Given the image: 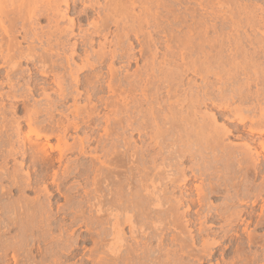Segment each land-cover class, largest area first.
I'll use <instances>...</instances> for the list:
<instances>
[{
  "label": "bare ground",
  "instance_id": "1",
  "mask_svg": "<svg viewBox=\"0 0 264 264\" xmlns=\"http://www.w3.org/2000/svg\"><path fill=\"white\" fill-rule=\"evenodd\" d=\"M77 1H81V3H82L83 0H77ZM135 1L134 0H106L107 3L104 5L106 6L105 7L106 10H108V12H107L108 14L107 13H106L107 15L104 14V16L106 15L105 17H103L104 19L101 22H98V21L97 22L94 21L92 23L89 22L88 24H89L90 28H89V30L87 29V32H85V31L83 32V29H80V30H82L81 33L75 35V27L77 24H76V21L74 19L70 18L69 21L63 26H62V23H65L64 21L68 20L67 18H68L69 13H71V11L76 10V5H77L76 3H78V2H76V0H72L71 1L72 3L70 2V0H0V77L2 78V75L4 76V79L2 78L4 81L0 82V158L3 160V165L0 167V210L3 211V216L0 218V251L2 253L3 252L5 253L6 251L8 252V250H11V249L14 250V256H13L14 259L17 256L16 253H18L23 247H20L19 244H21V243H15L12 241L9 242L10 236L8 235V237H6V235L8 234L7 231L9 233H11L10 232L11 227H13L14 225L17 226L19 224L21 218L23 219L25 217V216L24 217L21 216V218H19L20 215L29 214V212L31 210L27 209L29 207V205L27 207L26 205L24 206V205L20 204L21 202L18 199H17L18 202H16L14 200L15 202L13 201L12 203H9V200H7V201H5L6 203L8 202L6 204L5 202H3L4 197L8 196L9 192L10 193L12 192L11 190L8 192L10 187H16L18 189L17 191H19L18 194L20 195V192H22V190H24L26 188L33 187L34 185L38 184L39 182L41 183L42 181H45V180L47 181V176H49V173H48L49 170H54V171H51V177H49V178H51L50 180H52V182H50L49 184L56 185L57 192H59V194H61V195L63 194L65 196V198L63 197V199L66 200L65 203L71 204V202L74 203V200H75L73 198L74 194L72 196H69L66 192H63V189L66 188V187H64L65 183H67L70 179H72L74 177L76 178V177H80L82 175L83 176L85 175V177L87 178V183L89 186H91V188L88 189L86 186L83 194L86 197L88 196L87 197V200H88L87 203L89 202L90 205H88L89 203L87 205L91 207L92 211H94L95 217H92V218H90L91 216L90 217L87 216L88 218L85 217L89 212H87V210H86L87 214L85 215L84 214L85 212L83 210H85L86 207L84 209H80L81 204H77V205L71 204L70 205L71 208L69 207V205L66 204L67 205L66 207H68V210L70 209L74 213L75 218H78L79 220L84 222L85 228H87V230H89L90 232L92 230L94 232L95 238H93L92 241L94 240L93 243L95 245L94 246L95 249H93V251L97 252V253L94 252V254L95 253L97 254V257H96L97 260L100 259V261L98 260L99 262H97V261H96L97 263L95 262L96 264H182L183 262H181V261H182V259H183L182 257L184 255H187L189 257L191 256V257H193L192 259H194V258L197 259L198 264H204L206 262V260H207V262L208 261L210 262L214 259L215 255L217 254L218 249L223 248V251L225 253L228 251V249L231 247V243L233 241V238L239 237L240 232H239V230H237L238 226L244 227V228H242V230L247 234V243H253V241L255 240V238L252 235V232H250V230H249L250 227L254 224L256 227L264 226V184H262V187H260L259 189H254L257 193L255 194L254 199L251 201V205H254V206L262 201L259 216L255 218L254 215L252 214V212L249 210L248 205H246L248 203L247 197H249V193L252 190V185H251V183L253 181L252 178L255 179L259 175L264 173V168H263L264 164L262 165L263 162L261 163V160L259 158V156L261 154H259L257 150H256L257 152H255L256 155L253 154V152L255 150L253 151V149L250 147V145L246 144V143L242 144V145H244L243 147L238 146L240 148L233 147V146L231 147L233 149L237 148L239 150V152H238L235 149L233 150L231 148H228L226 146L228 144H224L225 145L224 146L223 143H225V141L222 142L224 139L223 138L224 136L225 137L228 135L239 136L238 134L242 132L241 126H245V128H246L247 122H250V124H248L250 132L260 133V134L264 133V113L263 114L260 113L261 115L259 117L260 119L258 118L259 119L258 122L254 121V119H256V118H254L252 115H250V116H252V118H250V116L247 117L248 116L247 114L252 113V109L251 108L249 109V100L252 99L250 96V95H252V93H250L248 91L250 93V95H249L247 91H246V93L244 91L242 92L243 86H241V85H239L241 87L232 90V93L229 96L226 94L227 92H224L223 90H221L220 87L218 88L219 89L218 93L215 92L216 94H214L213 90H215V89L212 90V88H214V87H211V86L210 87L205 86L207 88L202 89L201 92L200 91H197V92L195 91L194 93L190 92L192 94H190L191 96L189 98H186V97H188L187 94H186L187 96L185 94H183V95L181 94L182 97L177 95V96H179L180 99L183 98L180 100L177 97L180 101L183 100L182 102L179 101L180 103H182V106L184 105L185 102L187 104V106H186L187 110H186V107L184 108L186 111V116L183 117L182 119H181V117L179 118V114H180V116H183L181 113H179L180 110H182V113H185V111L183 112V108L182 109H176L177 107L175 108V104L173 106L175 108V110L173 107H170V109H169V106L167 107V110L169 109L168 112L171 113V115H168V117H166L167 115L165 116L166 118L169 119V120L165 119V121H169L168 123L171 124V127H173L175 124L177 127L179 125L178 123H180V126H182L181 122L185 121L186 123H189L188 125H192L191 128L192 127L199 128L197 133H198V135L200 134L202 138L199 137L200 135L199 136L197 135V138H199V139L198 140L196 139V141H198V143L200 141L205 142L206 139L204 140V137L206 138L207 134L211 133L212 138H210L211 140L209 139L210 143H208L211 145L208 146V145H206L207 143L205 145H206V147H210V146L212 147L209 149H211V153L214 156L215 161H217L219 159V158L218 159L215 158V156H216L215 153L218 151L224 152L223 154H220V156L222 155L223 157L221 156V158L219 159V161L222 162V163L220 162L221 165H223V163H225L223 165L222 170L219 169L220 173L222 175L221 177H223V178L220 177L219 172H218L219 175L216 174V172L219 170H215L216 167H214V165H213V164H215V162H213V161L211 162V164L213 163L211 166H213L215 168V169H213V167H212V169L215 172V173L212 172V173H214V175L213 174L211 175L210 172L208 171V170L211 171V169H209L210 166L208 167V169H205L203 164H200L201 166H199L200 162L197 164V167H198L197 170H196V165H194V167L189 168V170L190 169L192 170L191 171L192 175L189 176L186 174V172H187L186 168L185 167L183 168V166H181L182 164H181L180 160L187 158L186 154H188V153L190 154V156L195 157V158L197 155H198V157L202 156L201 155L202 152L200 151L201 144L199 145L200 147L198 146L199 149L196 150L197 153L195 152V154L192 153V151L195 150L194 145L191 148H190V146L189 147L185 146V148L183 147L184 149L183 148L181 149V147L177 148L178 144L176 143L175 140H173V142L175 141V143L177 145H175L174 143L170 144V140L173 138V137L172 138H170V137L174 134V133H172V135L170 134L171 132H174V130L170 131V129H173L175 126L173 128H171V127H165V125H164V127L167 130V131L165 130L164 132L165 133L168 132V135L170 134V136H168V135L165 136L166 134L163 132V130H162V133L164 134V136L162 135L161 132H158L159 130H157L158 126L155 124L156 119L154 118L155 117L154 114L157 115L159 112H161V110H160V108H156V106H158L157 103H155V106H153V107L156 109H159V111L158 110L153 111V107L151 110H150V108H148V110H150V111H148V116L145 118L146 120L143 119L144 121H146L145 122L146 126L150 127L151 130H153V135L150 132V134L152 136L151 138L153 139V144L149 145V144H151V143H149L148 146H145V148L140 147V148H143L140 151L139 150L137 151L136 149H138L139 147H136V149H133L132 152H130L131 154L127 155L126 158L128 161H126L124 154H126V152H127V154L129 153L128 150H130V149H127L126 147H130L131 143H130V145L126 144V147L124 146V150L123 149L120 150V148H122V146L121 147L119 146V148H118V146H115V145H116V143L117 144L123 143L121 145H124L123 141L125 139L122 136H124L123 134H125L127 130L122 132L123 134L121 133L122 134L121 137L123 138L122 139L123 141L121 143L119 142L118 139H117L118 140L117 142L115 141L117 135H115V131H114L113 134L116 136L114 138L115 139L114 142H116V143L113 142V144L111 145V148L112 149L114 148L115 151L116 150L117 151L115 152L114 150H112L113 151L112 152L110 149V152H112V154L115 155L114 157L111 156L112 155L111 153H109L110 147H106V145H108L106 143H108L109 142L108 140H111V139L112 140L110 141V143L113 141V138L111 137L113 134L111 135L110 131L111 130L113 131L115 129L118 130L122 127L124 129H126L128 126H132V127L135 126L134 129L138 130V132L141 131L140 133H142L144 131V129H146V128H142L143 127L142 124L144 122L142 123V122H139V120H138L139 123H137L136 119H134V118L138 117L140 115V112H142L143 114L141 113L142 115H140V119L142 120V118L145 117L143 115L144 114L146 115L147 112L145 113V111L143 112L140 109L141 111L140 112L138 111L139 112L138 115L133 118L134 115L131 114V112H132L131 109L133 107L129 106L130 110L126 109V107L129 105V102L131 103V101H129L127 99L128 98L127 96L123 97V94L121 97V93H124L125 91L126 92L129 91L130 93H133V89H134L132 87L133 83H130L131 84L130 85L128 83L129 82L128 81L127 83L129 84V86H127V88L130 86L132 88L130 87V90L129 89L128 90L127 89L122 90L124 92H120L118 95V97L120 96V98L117 97V98L113 99L114 97H112L115 94V92L119 91V90L117 91V89L115 91L113 90L112 93L114 92V94L111 93L112 95L108 96V97L106 94H105L106 96H104V93L102 92V95L105 98H103V96L98 93L99 96H102V98H99L100 103L102 104V106L104 105L105 108L109 110L106 113H103L101 111L103 113V114H101V112H99L97 110L98 109V107L96 106L97 104H95V102L92 104L93 101L91 102V99L93 98L92 97V95L94 94L93 91L97 90L98 88H102V87H100V85H99V87H97V85H96L97 89L95 88V90H92V88L90 86L92 84L94 85L95 83L99 82L100 80H102L101 82L105 81V83H106V81L109 80V78H111V81L113 82L115 79L113 78L114 79L113 80L112 76L113 75H119V74H117V71H115V69H114V66H113L114 61L113 62L111 61V63H109V65L107 64L108 61L110 60L109 58H111L112 60L113 59L115 60V58L116 59L117 58H122V59L125 58L126 61L128 62L127 67H129V65H131V63L133 62L132 59L135 57L133 54H131L132 51H131L130 47L132 46V44L131 45L128 44V45H130V46H128L126 43H122V41L124 39L126 40V38H129L128 35L131 32H134V34L136 32V35H137V32H139L135 29L136 27L135 28L133 27L134 26L133 24H136V23L139 24L140 21L142 22V20H140L141 18L137 17L138 15H136V17L134 16L135 13H133V11L136 8L135 3H138V4L143 3L144 5H147V8H149V10L152 8H154L156 10V12L154 11L155 14H153L154 13L153 10H150L151 12H153V13L150 12L153 15L148 13V14H150L149 16L156 15V16H154L155 18L151 17V19L154 20V24H156L155 22L158 21L156 19V17H159V15L157 16V14H156L157 10L160 11V9H161V11H164L163 9H165L166 6L169 7V5H166V4L170 3V2L168 3L167 0H142V2L140 1L141 3L139 1L138 2L137 1L135 2ZM171 2H172V0H171ZM200 2H201V0H200ZM172 3H174V1ZM63 5L66 8L65 10H63L64 7L62 8ZM170 5H172L174 7L173 4H170ZM132 6H134L135 8L133 9ZM254 7H257V5ZM169 8L171 9V6ZM132 9H133V11H132ZM253 10H252V12L254 13L256 11V9L253 8ZM257 10H258V8H257ZM262 10L263 9H261V11ZM146 11H148V10L146 9ZM175 12L174 11L172 12L174 16H176L174 14ZM218 12H220V11L218 10ZM83 13H84V11H83ZM130 13H131V15H133V14L134 15L131 16ZM159 13H161V12H159ZM168 13L170 14L171 12H168ZM250 13H251V11H250ZM88 14H89V12L85 11V15H82L81 18H84V19L86 18V20L89 21L90 19L88 18L89 17ZM127 14L129 15V17L127 16L128 18H131V17L134 18L135 17L137 19V21H135L136 23L132 22L133 23L132 24L130 21L135 20V18L132 20L130 19V21H128L131 23L130 27H128L129 24L126 22V25L127 24L128 25L127 26L124 25L125 28H123V29L121 28L119 31L122 30V32H123V30H125V29H126L125 31H127V30H129V28L131 31V29H132L131 27H133L135 29V31H133V29H132V31L130 33H129V31H127L126 33H124L125 32L124 31L123 32L124 34L120 33L121 36L123 35L122 36L123 38L126 37L124 39H122L120 34L117 33L120 36V37L117 36V38H116V43L118 45L116 43H115L116 45H113L114 44L113 42H111L112 45H110L112 47L116 46V48H117V46L118 47L120 46L119 47V49H120L121 44H123V47H122V49H123L124 44H125V47H127L126 50L123 51V53H122V49H120V51L118 52V50H119L118 48H117V50H115V47H113V48L111 47L112 49L110 51H106L105 48L107 47L106 45H108V44L103 45V43H102L101 44L102 46L100 45L101 49H99V51H97V52H93L92 54H88L90 51H88V48H86L88 52L87 51L84 52V57H82V59H80L82 61V63L80 65H79V63H77L78 64L77 65L75 62V55H79L77 53H78V50H80L79 48H81L80 47L81 45L77 44V43H73V44L70 43L71 38L79 36V38L81 39L80 43L83 45L82 47L84 50V47L92 46V43L94 41L93 40L94 36H97L98 34L103 35V33L106 32L105 29H106V27H109L108 25L110 24L111 20H113V23H115V24L117 23V26H119L118 23H121L122 22L121 20H123V19H121L122 15H127ZM162 15H163V12H162ZM201 16H202V14H201ZM207 16H203V17H207ZM213 16H214V12H213L212 16H210V18L212 19ZM41 17L47 18L48 24L50 25V26H48L49 28H47L48 31H45V30H44L45 32L41 31V30L38 31L39 27L38 28L33 27V25H35V22L38 19H41ZM161 17L164 18V16H161ZM161 17H159L158 19L161 20L160 19ZM167 17H168V15H167ZM191 17H190V19H193L194 16L192 18ZM214 17H213V19H214ZM227 17L225 16V18H227ZM165 18H166V16H165ZM177 18L179 19V17H177ZM177 18H175V20ZM184 18H185V16H184ZM168 19H169V17L167 18V22H168ZM262 19H264V18H260L258 21H252L250 19L249 20H250V22L252 21L251 24L253 26H256V25L260 26L262 24ZM155 20H157V21H155ZM183 20H181V21H183ZM253 20H255L254 16H253ZM178 21H180V19ZM208 21H209V19H208ZM215 21H216V19H215ZM123 22H125V21H123ZM159 22L161 24L162 21H159ZM173 22H175V21H173ZM204 22L199 21L197 23V21H196L195 28L192 29V27L189 26L190 30H188V32H187V33L190 32L191 34H192V32L198 33V35L195 34L198 37H200L198 39L200 41V44L198 46H197L198 43L195 42L194 45L196 47H194V45H193L194 42H191L192 41L191 37L193 35H190V36L188 35V37L185 38L186 40L183 41L187 47H188L189 43H192V50L194 48L195 49L194 53L195 54L197 53L198 55L200 54V56H201V54L203 55L205 53V51L208 52V50H204L205 44L206 43L211 44L212 42H214V39L210 40V39L205 38L206 34L208 33V29L213 28L214 32L223 33L222 28H218L217 27L218 25L216 26V24H218L217 21H216V24L213 22V23H210V25L208 24L207 21H206L207 23L206 22L204 23ZM162 25H163V23H162ZM162 25H160V26H162ZM164 25H166V24H164ZM186 25H187V21H186ZM186 25H184V26H186ZM117 26H116V28H118ZM155 26L158 28V25H155ZM160 26H159V28H160ZM162 27L165 28V26H162ZM171 28H172V26H170V29ZM175 28H177V27L175 26ZM145 29H147V28H145ZM90 30H92L91 34L88 33ZM172 30L174 31V29H172ZM172 30H170V31H172ZM168 31H169V28H168ZM180 32H181V30H180ZM209 32H210V30H209ZM163 33L164 32H162V34ZM19 34L21 36V39L24 42L28 43V44H26L27 45L26 47H23L21 42L18 40L19 37L17 35H19ZM94 34H96V35H94ZM173 34H174V32H173ZM92 35H94V36L92 37ZM106 35H107V33L105 34V36ZM114 36L116 37V33ZM147 37H148V35H147ZM175 37H176V35H175ZM198 37H196V38H198ZM118 38L122 39V41L120 40L121 42L119 41L121 44L119 42H117ZM177 38L178 37L173 38L176 43L180 39L179 38L177 40ZM235 38H236V36H235ZM237 38H238V36H237ZM103 39H105V37ZM181 40H183V38ZM181 40H179V41H181ZM193 40L195 41L194 38H193ZM198 40H197V42H199ZM218 40L221 41L220 39H218ZM252 40H254V39H252ZM223 41L221 42V44L224 43ZM241 41H240V43L242 45ZM175 42L173 43V45L176 44ZM183 42H181V43H183ZM261 42L259 41V44ZM104 44H105V42H104ZM185 45L181 44V46H185ZM212 45H213V43L211 44V46ZM260 45H262V44H260ZM232 46L230 45V47H232ZM172 47H174V46H172ZM187 47H185V48H187ZM209 47H210V45H209ZM179 48H175V49L178 50ZM189 48H191L190 45L187 49L189 50ZM213 48H214V46H213ZM221 48L222 47H220V50L216 51L217 52L216 55L214 54L215 58H216V60L215 59L214 60L216 61L217 64H219V62H222V60H221V56H222ZM223 48H228V47L225 46ZM232 48L234 50V47H232ZM107 49H109V48L107 47ZM133 49L134 48L132 47V50ZM217 49H219V48H217ZM242 49H241V51H242ZM214 50H215V48H214ZM233 50L230 52L231 53L234 52ZM129 51H130V53H129ZM180 51H181V48H180ZM210 51H213V50H210ZM243 51H245V50H243ZM234 53H236V52H234ZM146 54H148V53H146ZM243 54H244V52H243ZM132 55H133V58H132ZM173 55H174V53L172 52L171 56H173ZM209 55L211 56V54L209 53L206 55V57ZM236 55H237V53H236ZM143 56H145L144 53H143V55H141V57H143ZM200 56H198V59ZM203 56H205V55H203ZM213 56H211L212 58L207 57V59L211 58L213 60V58H214ZM228 56H229V53H228ZM233 56H232V58H233ZM244 56H246V55H244ZM125 59H124V61H125ZM150 59H152V58H150ZM223 59H224V56H223ZM134 60H136V62H137V58H135ZM146 60H147V57H146ZM199 60H201V58ZM24 61L33 64L34 68L31 67V69H26V68L24 69L23 68L24 67V64H23ZM206 61L211 62V60H206ZM229 61H231V59ZM229 61H228V63H229ZM204 62H205V60H204ZM210 62H208L209 64L207 63L208 64L207 69H206V67L202 68L203 70L206 69L204 71H209L210 69L215 67L214 64H211ZM196 64H198L197 60H196ZM221 64L222 63H220V65ZM224 64H227V63H224ZM97 65H98V68L96 67ZM105 65H108L107 73L109 72L108 75H111V77L104 80L105 76L101 75L103 71L101 72V74H99L101 71V70L99 71V67H103ZM228 65L229 64H227L226 66H228ZM231 65H230V67H232ZM204 66H202V67H204ZM237 66L234 65L235 68ZM194 67H195V65H194ZM194 67L192 69H194ZM198 68H199L198 70H200L199 72L202 73L203 70L200 69L201 66ZM218 68H219V65H218ZM95 69L96 70L98 69L99 72L98 71L94 72ZM223 69H222V71H223ZM83 71L90 72V75H92V77L95 76V80H97V81L94 82L95 80L94 81H93V79L91 80L92 77L89 75L88 76L91 78L84 79V78L88 77V76H86L82 79L80 77V75H82L81 73H83ZM224 71H225V69H224ZM128 72L129 71L127 70V73ZM87 74H89V73H87ZM135 74L137 75V73H134L132 75H135ZM25 75L26 76L27 75H41V76L43 75L46 77L52 76V80H53L52 83L54 84L53 86H55L54 92L56 93V96H57L56 97L54 95L56 97V99L53 98V96H51L52 93L49 92L51 87L49 88L48 92H47V88H45L46 86L47 87L49 86L48 85L49 83L45 86H41L42 87L41 89L38 88L41 84L38 86L37 82L40 79H38L37 77H36V79H34L33 77L29 76L31 79L29 78V80H28V76H27L26 80H28V81H26L25 83H24V81H22L24 84L21 85L20 80ZM108 75H107V77H108ZM128 75H129V73H128ZM216 75L218 78L221 77V73H216ZM101 76L104 78L100 79L99 77H101ZM126 77H128V76H126ZM1 78H0V80H1ZM136 78H138V77L136 76ZM47 79L48 78H46V80ZM98 79H100V80H98ZM206 79L207 78H205V80ZM234 79L235 78H233V80ZM24 80H25V78H24ZM127 80H125V82ZM227 80L230 81V80H232V78H227ZM261 80H262V78H261ZM115 81L113 82V84L110 81L107 83L109 86L108 88L106 87L107 92H108V90L110 92L109 88H111V87H112V89H114L113 85H114ZM139 81L141 82V80H139ZM40 82L42 83L41 80H40ZM43 82H44V80H43ZM243 82L245 83L244 80H243ZM150 83H151V81H150ZM155 83L157 84L156 81H155ZM97 84H99V83H97ZM176 84H177V82H176ZM4 85L6 87H8V89H7L8 91H6V90L3 91ZM42 85H44V84H42ZM139 85H141V83ZM94 86H93V89H94ZM115 86H118L117 83ZM119 86L117 88L121 89L122 85L120 88H119ZM172 86H171V88H172ZM134 87H135V85H134ZM173 87H174L173 88V90H174L175 86H173ZM222 87H223V85H222ZM81 88L84 89L86 94L83 93V90ZM176 88H177V86H176ZM149 89H150V87H149ZM136 90L138 91V89H134V91H136ZM152 90L154 91V89H151V91ZM40 91H41V94H39ZM97 91L99 92V90H97ZM102 91H104V90H102ZM37 92L39 94L38 96L42 97L43 103L41 102V104L38 103V102H40L39 100L36 103L34 102V100L36 98V96L34 98V95H36ZM173 92H175V90ZM100 93H101V91H100ZM147 93H149V92H147ZM150 93L152 94V92H150ZM155 93L152 95L150 94L151 97L154 95L158 96L157 92H155ZM145 94H142V95H145ZM84 95H86L85 100L83 98V101H85V102H83L82 100L81 101L83 103H86V105L84 104L85 106L82 105V107H81V106H79L78 103L80 102V99ZM95 95H97V94H95ZM95 95H93V96L96 97ZM134 95H136V94H134ZM147 95H149V94H147ZM256 95H257V93H256ZM128 96H130V95H128ZM258 96L260 97L261 94H259ZM258 96L255 98H259ZM109 97H111L112 99ZM142 97H144V96H142ZM154 97H156V96H154ZM154 97H152V98H154ZM262 97H263L262 99H264V93L262 94ZM32 98L34 99L33 103H35V104H31V106H30L27 103L29 101H31ZM131 98H135V97H131ZM52 99H55V100H52ZM78 99H79V102H78ZM135 99H138V98H135ZM135 99H134V103L137 101V100L135 101ZM235 99H237L239 101V103H237V101H236L238 106L235 105L233 107L234 103L228 104V101L232 102ZM96 100H94V101H96ZM67 101H68V103H69V101H72V102H70L71 104L68 107L67 106L65 107V104ZM127 101H129V102L127 103ZM148 101L150 102V100L147 98V102ZM151 101H152V99H151ZM153 101L151 102L152 105L154 104ZM218 101H221L220 104L218 103ZM261 101H263V100H261ZM209 102L213 103V106H216L218 108L219 112H217V115H215L216 112L214 113L212 111L214 113L213 114L212 112L207 111L208 113H206V112H204V113L208 114V115L202 116V119H204L203 121H200L201 118L195 119L197 117L196 114H199L197 112V108L200 105H204V104L207 105V103H209ZM247 102H248V104H247L248 106L247 107L244 106L246 108L245 109L242 106ZM252 102H253V100H252ZM258 102L260 103L259 99H258ZM101 104L99 106H101ZM136 104H138V103L136 102ZM130 105H133V104H130ZM167 105H169V104H167ZM255 105L258 106V104H255ZM139 106H141V105H139ZM254 106H252V107H254ZM136 107L137 106L135 105V109H136ZM161 107H163L162 104H161ZM216 107H214V108H216ZM163 108H161V109H163ZM165 109H163V110L165 111ZM138 110H139V108H138ZM263 111H264V109L261 112H263ZM126 113H129L128 115L131 114L130 116H132V118L135 120L136 125L134 123L133 124L131 123L134 120L131 121V118L128 119V117H130V116H127ZM124 114L127 116L126 118L128 120L123 116ZM209 114H211V116H209ZM177 116H178V118H176ZM169 117H172L173 120H170ZM199 117H201V116L199 115ZM224 117H227V120L230 119L231 121L237 120L241 126L233 124L234 126H232V129H229V127L228 128L225 127V125L219 126L217 124L219 122L218 121L219 118H224ZM156 118H159V117H156ZM22 122L26 123V124L24 123L25 124L24 126L26 128L23 126ZM171 122L173 123V125ZM183 122H182V124H183ZM102 123H104V125ZM165 123H167V122H165ZM145 124H143V125H145ZM222 124H224V122ZM159 125H160V123H159ZM188 125H186V126H188ZM100 126L102 127L103 132L100 131L98 133H103V135L98 134V135H100L99 137H96V136L91 135V134L88 135L87 132H84V134L79 135V134H81V132H80L81 130L84 131V129H82V127L85 128V131L87 128H89V130L94 132L93 130L95 128H97V129L100 128ZM112 126H115V129L112 128ZM180 126H178L177 129H179ZM184 126H185V124L183 125V128L180 127V130H181V128L183 130H184V128L187 129V127L186 126L184 127ZM257 126L260 127V129H258ZM176 127L174 128L175 130H177ZM123 128H122V130H123ZM165 128H163V129H165ZM128 129H130V127H128ZM189 129H187V130H189ZM156 130H157V133H159L161 135H158L156 133ZM187 130H185V131H187ZM199 131H200V133H199ZM129 132H127V133H129ZM95 133L97 134V132H95ZM154 133H155V135H154ZM73 135H75V136H73ZM140 135H142V134H140ZM188 135L189 134H187V136H185V138H187ZM191 135H189V136L191 137ZM118 136L119 137H117V138H120V135H118ZM143 136H145V135H143ZM181 136H182V134H181ZM70 137L73 139V142H71V143L69 141ZM125 137H126V135H125ZM104 138H105V140H104ZM191 138H194V137H191ZM53 139L56 142H54ZM126 139H128V138H126ZM201 139H203V140H201ZM181 140H183V139H181ZM190 140H192V139H190ZM209 141L207 139L206 142H209ZM168 142H169V145L167 144ZM190 142L188 140V143H190ZM93 144H95V146H92ZM184 144H186V143L184 142ZM259 145H261L260 146L261 151L264 152V142L260 143ZM155 146H159L160 151L158 150V152H154ZM230 146H231V144H230ZM203 147H204V145H202V148ZM205 148H203V150L208 149V148H206V149ZM260 148H258V149H260ZM178 149H180V150H178ZM255 149H257V148H255ZM119 150L122 153H120ZM122 150L125 153H123ZM162 151H166L167 156L165 154H163ZM234 151H236L237 154ZM55 152L57 153V156H54L56 154ZM73 152H75V153L77 152L76 157H78V158L79 157H84V158L89 157L91 159L90 165L87 166V164H82L84 161L81 163L78 160H74V161L69 160L70 159L69 154H71ZM161 154L166 156V158L163 159L164 163L162 162L161 164H157V161L159 160V157ZM173 155H174V157H173ZM175 155H176V157H175ZM102 157L106 158L105 161L102 160ZM217 157H219V156H217ZM67 158H68V160H67ZM162 158H164V157H162ZM18 159H20V160H18ZM74 159H76V158H74ZM197 159H199V158H197ZM12 160H14L16 162L13 166V170L10 171V167L8 165H9L10 161H12ZM200 160H203V159H200ZM200 160H198V161H200ZM223 160H225V161L223 162ZM86 161H88V160H86ZM124 161H126V162H124ZM228 161H229V163H230V161L235 163L237 169L241 171V172L238 171V173L235 174L234 176L232 175V177L234 179L239 178V180H241L240 178L242 177V182H238L237 185H234V182L236 179L234 180V182H233V180L232 181L229 180L230 174H229V172L227 173V171H230L231 169H233V167H230V165L232 163H230V165H229V163L226 164V162H228ZM28 163L30 164L31 167H33L31 169L35 168L34 170H36V168H38V169L44 170V174H42V175L39 174L37 176H33L32 173L29 174L27 172V170H26L27 173H25V171H23L24 168L30 167V166H28L29 165ZM25 165H27V166L24 167ZM22 167H24L23 170H22ZM217 167H218V165H217ZM219 167L221 168L222 166L219 165ZM161 169H162V171H164L163 173L160 172ZM155 171H156V173H155ZM231 171L233 172V171H235V169L231 170ZM157 172H160V173H157ZM207 172L209 175L207 174ZM204 173L207 174V176H211V177L215 176V177H214V179L213 178L211 179V177H206V178H210L209 183H207L206 186H204L205 183L202 185L200 184V186H199V184H197V185L195 184L194 190L196 193L194 191L193 192L196 194V196L193 197L194 193L190 192L191 189L188 187L190 189V190H188L187 186L192 179H194L198 176L202 177V174H203V176L205 175ZM224 174H228V177H227V175H224ZM136 175H139V178H138V176L135 177ZM224 176H226V178H224ZM235 176H237V177H235ZM134 177L136 179L138 178V181L136 179H135L136 180L135 181ZM86 178L83 179L81 177V180L82 179L86 180ZM263 179H264V176H263ZM77 180H78V178H77ZM77 180L75 179V181H77ZM79 180H80V178H79ZM79 180L77 181V183H79ZM81 180H80L79 185H77V183L75 182L78 187L82 185L81 182H84ZM228 180L230 182H232L233 184L232 183L230 184L228 182ZM5 181H8L10 184V187L8 189L6 188V186H4ZM237 181L238 180H236V182ZM204 182H206V181L204 180ZM43 183L44 182H42V184ZM87 183H85V184H87ZM43 185H45L44 190H46V191L43 190V192H41V193L45 194V192H47L49 189L46 187V184H43ZM72 185H70L68 183L67 186H71L70 188L72 190V187L75 186V185L74 186H72ZM70 188L68 187V189H70ZM81 188H82V186H81ZM171 188H172V190H171ZM36 189H37V187H36ZM79 189H80V187H79ZM79 189H78V191H79ZM38 190H37V192H39ZM40 190H42V189H40ZM73 190H74V188H73ZM176 190L180 191V193L178 195H175L174 191H176ZM23 192H25V190ZM23 192H22V196L24 194ZM37 192H36V194H37ZM188 192L192 193L193 195L188 194ZM48 193H50L49 196H51V198H52V195H51L52 192L48 191ZM48 193H46V195ZM74 193H75V191H74ZM214 193H223V195H224V197L222 198L223 202L221 204L219 203L220 204V205L218 204L219 206L216 205V207L213 206L212 203L208 202V201H210V199H208V198L210 196H212ZM83 194L81 195L83 198L80 197V199H85L84 198L85 196ZM75 195L77 196L78 192ZM22 196H20V197H22ZM37 196H38V194H37ZM45 196H44V199H45ZM40 197H39V199H38V197H36L33 199L34 201L33 200H31V201L34 202V205H35V199L41 200V202L36 203L35 206L37 208V205L39 204L38 205L39 209L42 211V212L40 211L39 213L45 214V216H46V214H48V209L50 210L52 208L51 206H50L51 208L48 207L50 202H51L50 201L51 198L46 196V198H49L50 200L46 199L44 201L45 202L50 201V202L48 203V205H45L44 201L42 204L43 199H40ZM78 197H79V195H78ZM72 198L74 200H72ZM80 199H78V201ZM23 200H21V201H23ZM26 201L27 200H25V202ZM28 201L30 202V199H28ZM80 201H82V200H80ZM83 201L80 203H84L86 200L84 202ZM29 202H28V204H30ZM76 203H77V201H76ZM30 205H33V204L31 203ZM243 205H245V208L242 207ZM35 206H33V207L35 208ZM52 206H54V205H52ZM72 206H74V207H72ZM33 207L31 209H33ZM90 207L87 209L89 210ZM78 208L80 210H76ZM37 210L38 209H36L35 211H37ZM53 210L55 211V209H53ZM56 210L60 211V209H56ZM66 210H67V208H66ZM32 211H34V209ZM59 211H58V215H59ZM71 211H69V212H71ZM77 211H79V212L77 213ZM72 212H71V214H72ZM55 213L56 212H54V214ZM60 213H61L60 215H62L63 212L60 211ZM32 214L34 215V213H32ZM40 214H39L40 217L37 214H35V215H37V217H39V218H42L43 216H42V214L41 215ZM90 214H91V212H90ZM69 215H70V213H69ZM45 216H44V218H45ZM51 216L54 217V215H51ZM30 217H31V215H29L28 218L30 219ZM18 218H19V220H17ZM34 218H36V216ZM45 219L47 221L51 220L49 214H48V216H46ZM61 219H62V217H61ZM61 219H60V221H61ZM37 220H35V222ZM56 220L53 218L52 221H54V222H53V225H51V226H54V224L56 223ZM42 221H44V220H42ZM52 221H51V223H52ZM72 221L75 222V219ZM44 222H41V223H43L42 226H45ZM22 223L20 222L21 225L19 224V227L25 226V221H24V225ZM61 223L59 222V227L61 226L60 225ZM49 224H48V226L51 229ZM81 224H79V225H81ZM217 224L219 225L218 232L222 233L220 240H217V232L213 231V229H215ZM125 226H127L129 229L128 233H130V239H132L131 241L133 244L131 242H130L131 244H129L130 239H129V237H127V235H126L127 233L124 232L125 229L123 231V228ZM37 227H36V229H37ZM69 227H70V225H69ZM21 228L23 229V227H21ZM21 228H19L20 231H22ZM41 228L43 229V227H41ZM45 228L47 229V224H46ZM25 230H26V228L24 227L23 231L25 232ZM52 230H53V228H52ZM73 230L71 229V232H75ZM28 231L30 232V231H32V229L27 230V232ZM42 231H44V230H42ZM27 232H25V233H27ZM57 232L58 231H56L55 233L58 234ZM59 232H60L59 236L55 235V237L56 236L58 237V238L56 237L57 238L56 241L62 242V244L64 245L61 247L63 250H64L65 246H68V250L67 249H65V250L72 251V252L75 248H78L73 243L70 242L72 239L70 240L68 238L69 236H71L69 233L66 232L68 234V236L65 235L67 237H64V234H63V232L65 233L64 229L61 228ZM44 233H45V231H44ZM47 233H48V231H47ZM3 234L4 235L6 234L4 238H8V240L7 239L3 240V238H2ZM49 234L50 233H48V235ZM54 234H51V235L53 236ZM73 234H72V236H74ZM52 236H51V238H52ZM91 236H93V233L89 237H91ZM43 237H45V235ZM48 237H47V240H48ZM53 238H52V240L55 241L54 240L55 238L54 239ZM11 239H14V238H10V240ZM223 239H229L230 240L229 244L224 245ZM49 240H51V239H49ZM89 240H91V239L89 238ZM22 241H20V242H22ZM53 241L51 242V244L54 243ZM56 241H55L54 246L52 244L53 247H55V245L58 244V242L56 243ZM16 242H17V240H16ZM45 242H46V239H45ZM48 242L50 243V241H48ZM72 242H74V241H72ZM76 242L77 241H75V244H76ZM154 243H157V245L155 247L153 246ZM58 245H60V244H58ZM50 246L48 248L49 251L52 250V248H53V247L51 248ZM169 246H172V247L175 246V247H178V249L176 248V250H174V247H173L174 251H172V247L170 248ZM16 247H20L21 249L19 248L20 249V250L18 249L19 251H15V250H17ZM57 247H55V248H57ZM241 248H242V253H243V250H244L243 243H240L237 246L235 251H233V249L231 247L230 251L234 252V254H235V253H238ZM57 250H58V248H57ZM79 250H80V248H79ZM163 250H165V251H163ZM49 251H47V253ZM53 251L54 250H52V252ZM56 251H54L55 252L54 255H56ZM67 251H64V253H63L64 255L62 253H61L62 255H60V253L57 251L58 252L57 256H59L61 258L62 256H65V252H67ZM161 251L163 253L167 252L165 255V256H167V258L166 257L164 258L165 261L164 260L162 261V259L158 260L159 258L156 256L157 255L156 253L160 254ZM60 252H62V251H60ZM72 252H70V254H71V256H74L73 254H76V253H72ZM76 252H78V251H76ZM139 252H141V253H139ZM44 253H45V251H44ZM245 253L248 254L247 251H245ZM78 254H79V252H78ZM95 255L91 256L92 258H89V259H91V260L94 259L93 257H95ZM169 256H171V257L174 256V259H172L171 257L169 258ZM59 257H58V259L60 260ZM74 257L76 258L77 255ZM186 257H184V258H186ZM53 259L56 260L57 258L53 257ZM62 259L60 260L61 262H62ZM71 259H72V257H71ZM171 259H172V261H171ZM15 260L17 261V258ZM157 260L160 262L158 263ZM60 261H57V264H59V263L62 264ZM40 263L43 264L42 260ZM75 264H77V263H75ZM80 264H82V262ZM92 264H94V262ZM193 264H195V263L193 262Z\"/></svg>",
  "mask_w": 264,
  "mask_h": 264
},
{
  "label": "rangeland",
  "instance_id": "2",
  "mask_svg": "<svg viewBox=\"0 0 264 264\" xmlns=\"http://www.w3.org/2000/svg\"><path fill=\"white\" fill-rule=\"evenodd\" d=\"M72 0H70V2H71ZM84 1V2H83ZM82 1V3H81V1H77L76 0V2H78V3H76L75 5H76V10H73V11H71V13H69V15H68V20L66 21H64L65 23H62V26L63 25H65L68 21H69V19L71 18V19H74L75 21H76V27H75V35H77V34H80L81 33V31L82 30H80V29H83V32L85 31V32H87V29L89 30V22L90 23H92V22H94V21H98V22H101L104 18L103 17H105L108 13V10H106V6L104 5V4H106L107 2H106V0H83ZM135 1V0H134ZM137 2L139 1H141L142 2V0H136ZM135 1V2H136ZM168 1V3L169 4H166V5H169V7L171 6V9L169 8V7H167L166 6V10L165 9H163L164 11H161V9H160V11L159 10H157V16L159 15V17H161V16H164V18L163 17H161L160 19L161 20H159L158 18L159 17H156V19L158 20H155V21H157V22H155L156 24H154V20L153 19H151V17L153 18L154 16H156V15H154V16H149L151 13H153L154 11L156 12V10L154 9V8H152V9H150V10H153V12H151L150 10H149V8H147V5H144L143 3L142 4H138V3H135V7L134 6H132L133 7V9L135 8V10L133 11V9H132V11H133V13H135V17H136V15H138L137 17H140L139 19L140 20H142V22L140 21L139 22V24L138 23H136L135 21H137V19L135 18V20H132V19H134V18H128L129 17V15L127 14V15H122V17H121V19H123V20H121L120 18V20L122 21H120L121 23H118L119 24V26H117V23L115 24V23H113V20H111V22H110V24L108 25L109 27H106V29H105V31L106 32H104L103 33V35L102 34H98L97 36H94V35H96V34H94V35H92V37L94 36V41H93V43H92V46H89V47H84V50H83V45L80 43L81 42V39L79 38V36H76V37H72L71 38V40H70V43H77V44H80L81 46V48H79L80 50H78V53L77 54H79V55H75V62H76V64L77 63H79V65L82 63V61L80 60V59H82V57H84V52L85 51H87V49L86 48H88V51H90L88 54H92L93 52H97V51H99V49H101V44L103 43V45H106V44H108V45H106L109 49H107V47L105 48L106 49V51H110L113 47H115V50H117V48L119 49V47L117 46V48H116V46H110V45H112L111 44V42H113L114 44L113 45H116L117 43H116V38H117V36L118 37H120L121 36V34L120 33H122V34H124V33H126L127 31H129V33L132 31V29H133V31H135V29L137 30V31H139V32H137V35H136V32H135V34H134V32H131L128 36H129V38H126V37H124V38H126V40L122 37V39H124L123 41H122V39H120V38H118V40H117V42H119L120 40L122 41V43H126L127 45L128 44H132V46L130 47L131 48V51H132V53L131 54H133L134 55V57L135 58H137V62H136V60H134L135 58H133V55H132V60H133V62L131 63V65H129V67H127L128 66V62L126 61V59L125 58H115V60L113 59H111V58H109L110 60L108 61V65H109V63H111V61L114 63V69H115V71H117V74H119V75H113L112 76V79L115 81V83H114V89H112V87L111 88H109L110 89V92H109V90H108V92H107V88L109 87L108 86V82L110 81V82H112L111 81V78H109V77H111V75H108V73H107V67H108V65H105V66H103V67H99V71H100V73L99 74H101V72H102V76H105V78L104 77H99L100 79L102 78H104V80L105 79H107V78H109V80H107L106 81V83H105V81L104 82H101L102 80H100V79H98V80H100L99 82H97V83H99V84H97V83H95L94 85L92 84L90 87L92 88V90H95V88L97 89V87H99V85H100V87H102V88H98L97 90H99V92L97 91V90H95V91H93L94 92V94L93 95H95V94H97V95H95L96 97H94L93 95H92V99H91V102H92V104L95 102V104H97L96 106L98 107V111L99 112H103V113H106V112H108L109 110L108 109H106L105 108V106L103 105L102 106V104L100 103V99L99 98H102V92L104 93V96H106L107 95V97L108 96H111L112 94H114V92L112 93V91L114 90H116L117 89V91L118 92H115V96L113 95L112 97H114L113 99H115V98H117L118 97V95H119V93L120 92H124V91H122V90H130V87H128L127 88V86H129V84L130 83H133L132 85V87L134 88V89H138V91L136 90V91H134V89H133V93H130L129 91H125L124 93H121V97H122V94H123V97L125 96H127L128 98V100L129 101H131V103L129 102V101H127V103L129 102V105L126 107V109H129V106H132L133 108V110L131 109V114L132 115H134L133 116V118L135 117V116H137L138 115V113L142 110L143 112L145 111V113L147 112V114L145 115H143V116H145L144 118H142V120L143 119H145L147 116H148V111H150L151 109H152V107L153 106H155V103H157L158 104V106H156V108H160V110H161V112H159L157 115L156 114H154V118L156 119V121H155V124L158 126H156L158 129L157 130H159L158 132H161L162 133V130H163V132L166 130V128L165 127H171V124H169L168 122L169 121H165V119L166 120H169L168 118H166V117H168V115H171V113H169L168 111H169V109H170V107H173L174 106V104H175V108L176 109H182L183 108V112L185 111V107L187 106V104H186V102L184 103V107L182 106V103H180V102H182V101H180L181 99H183V98H179V96H181L182 97V95L183 94H187L188 95V97H186V98H189L191 95L190 94H192V93H190V92H197V91H202V89H206L207 87H205V86H208V87H214V88H212V90L213 89H215V90H213L214 91V94H216V93H218V91H219V87H220V89L221 90H223L224 92H227L226 94L229 96V95H231V93H232V90H234V89H237V88H239V87H241V86H243V88H242V92L244 91L245 93H246V91L248 92H250V93H252V95H250V93L248 92V94L251 96V100H249V109L251 108L252 109V113H250V114H247L248 116L247 117H249L250 115H252L254 118H256V119H254V121H257L258 122V120L260 119L259 117H260V115L261 114H263L264 113V111L263 112H261L263 109H264V99H262L263 97H262V94L264 93L263 91H264V19H262V24L259 26V25H256V26H253L252 24H251V22L252 21H258L260 18H264L263 16H264V0H201V2H200V0H172V2L174 1V3H172L171 2V0H167ZM88 2V3H87ZM99 4H97V3ZM140 2V3H141ZM199 2V3H198ZM236 2V3H235ZM72 3V2H71ZM85 3V4H84ZM91 3V4H90ZM201 3V4H200ZM96 4V5H95ZM170 4H173L174 5V7L172 6V5H170ZM199 4V5H198ZM241 4V5H240ZM257 5V7H254V6H256ZM93 5V6H92ZM95 5V6H94ZM144 5V6H143ZM203 5V6H202ZM206 5V6H205ZM92 6V7H91ZM142 6V7H141ZM241 6V7H240ZM249 6V7H248ZM64 7V8H63ZM146 7V8H145ZM173 7V8H172ZM244 9H243V8ZM247 7V8H246ZM62 8H63V10H65L66 8H65V6L63 5L62 6ZM168 8V9H167ZM240 8V9H239ZM253 8L254 9H256V11L253 13L252 12V10H253ZM257 8H258V10H257ZM88 9V10H87ZM108 9V8H107ZM146 9L148 10V11H146ZM170 9V10H169ZM174 9V10H173ZM206 9V10H205ZM261 9H263L262 11H261ZM81 10V11H80ZM103 10V11H102ZM143 10V11H142ZM218 10L220 11V12H218ZM242 10V11H241ZM251 11V13H250V11ZM83 11H84V13H83ZM85 11L87 12H89V21H87L86 20V18L84 19V18H81V16L82 15H85ZM106 11V12H105ZM131 11V10H130ZM161 12V13H159V12ZM175 12L174 14L177 16V17H179V19H180V21H178L179 19L176 17V16H174L173 15V13L172 12ZM254 11V10H253ZM99 12V13H98ZM147 12V13H146ZM151 12V13H150ZM155 12L153 13V14H155ZM162 12H163V15H162ZM165 12V13H164ZM168 12H171L170 14L168 13ZM213 12H214V16L216 17H214V19H213V17H212V19L210 18V16H212V14H213ZM229 12V13H228ZM83 13V14H82ZM107 13V14H106ZM129 13V12H128ZM148 13H150V14H148ZM220 13V14H219ZM232 13V14H231ZM250 13V14H249ZM101 14V15H100ZM104 14H106L105 16H104ZM153 14H151V15H153ZM179 14V15H178ZM187 14V15H186ZM201 14H202V16H201ZM210 14V15H209ZM216 14V15H215ZM254 14V15H253ZM130 15H131V13H130ZM133 15H131V16H133ZM161 15V16H160ZM167 15H168V17H169V19H168V22H167ZM194 17H193V16ZM208 15V16H207ZM263 15V16H262ZM128 16V17H127ZM165 16H166V18H165ZM171 16V17H170ZM177 18L176 20H175V18ZM184 16H185V18H184ZM193 17V19H190V17ZM203 16H207V17H203ZM225 16L227 17V18H225ZM252 16V17H251ZM253 16H254V19L255 20H253ZM257 16V17H256ZM262 16V17H261ZM125 19H124V18ZM183 17V18H182ZM191 17V18H192ZM96 18V19H95ZM155 18V17H154ZM182 18V19H181ZM225 18V19H224ZM257 18V19H256ZM259 18V19H258ZM98 19V20H97ZM130 19L132 20V21H130ZM163 19V20H162ZM185 21H184V20ZM204 19V20H203ZM208 19H209V21H208ZM215 19H216V21H217V23L218 24H216V21H215ZM252 20L251 22H250V20ZM175 21V22H173V21ZM181 20H183V21H181ZM249 20V21H248ZM39 21V22H38ZM123 21H125V22H123ZM128 21H130L131 23L133 22H135L136 24H133L134 26V28L133 27H131L132 29H131V31H130V28H129V30H127V31H125V30H123V32H122V30L121 31H119L121 28L123 29V28H125L124 27V25L125 26H127L128 24V27H130V22H128ZM159 21H162L161 22V24H160V22ZM177 21V22H176ZM186 21H187V25H186ZM196 21H197V23L200 21V22H208V24L210 25V23H215L216 24V26L218 27V28H222V30H223V33H216V32H214L213 30V28L212 29H208V35L206 34V36H205V38H207V39H214V42H212L213 43V45L211 46V44H205V48H204V50H208V52H206L205 51V53L203 54V55H205V56H203L202 54H201V56H200V54L198 55L197 53L195 54L194 53V48H193V50H192V43H189V45L191 46V48H189V50L187 49L188 47H189V45H188V47L185 45V43L183 42V41H185L186 39L185 38H187L188 37V35L190 36V35H193L191 38H192V41L191 42H194L193 43V45L195 44V42L196 43H198L197 44V46L200 44V41L198 40L200 37H198L197 35H198V33H194V32H192V34L190 33H187L188 32V30H190V28H189V26L190 27H192V29L193 28H195V25H196ZM126 22L128 23L127 25H126ZM159 22V23H158ZM173 22V23H172ZM204 22V23H205ZM206 22V23H207ZM235 22V23H234ZM38 23V24H37ZM162 23H163V25H162ZM37 24V25H36ZM142 24V25H141ZM164 24H166V25H164ZM173 24V25H172ZM176 24V25H175ZM186 25V26H184V25ZM189 24V25H188ZM235 24V25H234ZM155 25H158V28L155 26ZM160 25H162V26H165V28L164 27H162V26H160ZM178 25V26H177ZM48 26H50L49 24H48V21H47V18L46 17H41V19H38L36 22H35V25H33V27H36V28H38L37 30L38 31H48V29L47 28H49ZM116 26L118 27V28H116ZM143 28H142V27ZM159 26H160V28H159ZM170 26H172V28L170 29ZM175 26L177 27V28H175ZM184 26V27H183ZM198 26V25H197ZM263 26V27H262ZM182 27V28H181ZM127 28V27H126ZM139 28V29H138ZM145 28H147V29H145ZM168 28H169V31H168ZM261 28V29H260ZM43 29V30H42ZM128 29V28H127ZM162 29V30H161ZM168 31H166V30ZM172 29H174V31L172 30ZM176 29V30H175ZM183 29V30H182ZM143 30V31H142ZM148 30V31H147ZM170 30H172L173 32H174V34H173V32L172 31H170ZM180 30H181V32H180ZM209 30H210V32H209ZM44 31V32H45ZM118 31V32H117ZM142 31V32H141ZM162 32H164L163 34H162ZM178 32V33H177ZM185 34H184V33ZM203 32V31H202ZM88 33H92V30H90ZM107 33V35L105 36V34ZM110 33V34H109ZM115 33H116V37L114 36L115 35ZM120 34V36L118 35V34ZM139 33V34H138ZM169 33V34H168ZM141 34V35H140ZM182 34V35H181ZM195 34H197V35H195ZM136 35V36H135ZM144 37H143V36ZM147 35H148V37H147ZM170 35V36H169ZM175 35H176V37H178L177 38V40L179 39V40H181L182 38H183V40H181V41H177V43L175 42V40L173 39V38H176L175 37ZM195 35V36H194ZM248 35V36H247ZM257 35V36H256ZM18 37H19V41L21 42V44H22V46L23 47H26L27 45L26 44H28L27 42H24L22 39H21V36H20V34L19 35H17ZM105 37V39H103L104 37ZM127 36V37H128ZM186 36V37H185ZM235 36H236V38H237V36H238V38L236 39L235 38ZM141 37V38H140ZM196 37H198V38H196ZM234 37V38H233ZM245 37V38H244ZM149 38V39H148ZM193 38L195 39V41L193 40ZM251 40H249V39ZM141 39V40H140ZM144 39V40H143ZM216 39V40H215ZM218 39H220L221 41H219ZM252 39H254V40H252ZM258 41H257V40ZM197 40L199 41V42H197ZM224 40V41H223ZM239 40V41H238ZM242 40V41H241ZM256 40V41H255ZM75 41V42H74ZM77 41V42H76ZM115 41V42H114ZM120 41V42H121ZM125 41V42H124ZM127 41V42H126ZM148 41V42H147ZM172 41V42H171ZM224 42L223 44H221V42ZM235 41V42H234ZM240 41L242 42V45H241V43H240ZM259 41L261 42L260 44H262V45H260L259 44ZM104 42H105V44H104ZM119 42V43H120ZM176 43L175 45H173V43ZM181 42H183V43H181ZM233 42V43H232ZM258 42V43H257ZM116 43V44H115ZM144 43V44H143ZM147 43V44H146ZM180 43V44H179ZM244 43V44H243ZM253 43V44H252ZM25 44V45H24ZM121 44V43H120ZM146 44V45H145ZM149 44V45H148ZM181 44H183V45H185V46H181ZM232 46V47H234V50H233V48L232 47H230V45ZM101 45V46H100ZM118 45V44H117ZM126 45V46H127ZM130 45H128V46H130ZM179 45V46H178ZM209 45H210V47H209ZM228 45V46H227ZM148 46V47H147ZM172 46H174V47H172ZM177 46V47H176ZM213 46H214V48H215V50H214V48H213ZM228 47V48H223V47ZM236 46V47H235ZM93 49H92V48ZM112 47V48H111ZM122 47H123V44H121V48L120 49H122ZM132 47L134 48L133 50H132ZM171 47V48H170ZM181 48V51H180V48ZM185 47H187V48H185ZM194 47H196L195 45H194ZM213 49H212V48ZM220 47H222L221 48V52H222V56H221V60H222V62H219V64H217L216 63V58H215V55H216V51H218V50H220ZM125 48V49H124ZM124 48L122 49V53H123V51H125L126 50V48L127 47H125V44H124ZM129 48V49H130ZM175 48H179L178 50L177 49H175ZM217 48H219V49H217ZM243 48V49H242ZM86 49V50H85ZM120 49L118 50V52L120 51ZM145 49V50H144ZM183 49V50H182ZM186 49V50H185ZM238 49V50H237ZM241 49H242V51H241ZM114 50V49H113ZM143 52H142V51ZM188 50V51H187ZM210 50H213V51H210ZM234 51V52H236L237 53V55H236V53H234V52H230V51ZM243 50H245V51H243ZM87 51V52H88ZM148 51V52H147ZM225 51V52H224ZM238 51V52H237ZM135 52V53H134ZM172 52L174 53V55L173 56H171L172 55ZM243 52H244V54H243ZM129 53H130V51H129ZM142 53V54H141ZM143 53H144V55L145 56H143V57H141V55H143ZM146 53H148V54H146ZM211 54V56H213L214 54V58H213V60L211 59L212 57L209 55V56H207V57H211L210 59H207V57H206V55L207 54ZM228 53H229V56H228ZM121 54V53H120ZM137 54V55H136ZM170 54V55H169ZM185 54V55H184ZM213 54V55H212ZM226 54V55H225ZM255 54V55H254ZM192 55V56H191ZM196 55V56H195ZM231 55V56H230ZM234 55V56H233ZM244 55H246V56H244ZM252 55V56H251ZM137 56V57H136ZM151 56V57H150ZM198 56H200L199 57V59L201 58V60H199L198 59ZM223 56H224V59H223ZM232 56H233V58H232ZM248 56V57H247ZM146 57H147V60H146ZM230 57V58H229ZM236 57V58H235ZM245 57V58H244ZM145 58V59H144ZM150 58H152V59H150ZM205 58V59H204ZM228 58V59H227ZM235 58V59H234ZM255 58V59H254ZM119 59V60H118ZM121 59V60H120ZM124 59H125V61H124ZM215 59V60H214ZM231 59V61H229ZM234 59V60H233ZM253 59V60H252ZM123 60V61H122ZM196 60H197V62H198V64H196ZM204 60H205V62H204ZM206 60H211V62L210 61H206ZM220 60V61H221ZM228 61H229V63H228ZM125 62V63H124ZM127 62V63H126ZM202 62V63H201ZM208 62H210L211 64H214V68H212V69H210L209 71H204V70H206L207 69V67H208ZM254 62V63H253ZM28 63V64H27ZM208 63V64H207ZM220 63H222L221 65H220ZM224 63H227V64H229L228 66H226L227 64H224ZM236 63V64H235ZM23 64H24V69L26 68V69H31V67L32 68H34L33 67V64H31V63H29V62H26V61H24L23 62ZM127 64V65H126ZM138 64V65H137ZM195 65V67H194V65ZM205 66H204V65ZM224 64V65H223ZM232 64V65H231ZM28 65V66H27ZM32 65V66H31ZM78 65V64H77ZM218 65H219V68H218ZM230 65L232 66V67H230ZM234 65H238L236 68L234 67ZM125 66V67H124ZM201 66V68L200 69H202V68H205L206 67V69H202L203 70V72L201 73V72H199L200 70H198L199 68L198 67H200ZM202 66H204V67H202ZM29 67V68H28ZM97 68H98V65L96 66ZM194 67V69H192ZM218 69H217V68ZM225 69V71H224V69ZM234 67V68H233ZM153 68V69H152ZM221 68V69H220ZM232 70H231V69ZM222 69H223V71H222ZM127 70L129 71L128 73H129V75H128V73H127ZM96 71H98V69L96 70H94V72H96ZM98 71V72H99ZM137 71V72H136ZM200 73H198V72ZM121 72V73H120ZM141 72V73H140ZM206 72V73H205ZM87 73H89V74H87ZM104 73V74H103ZM124 73V74H123ZM134 73H137V75L135 74V75H132V74H134ZM140 73V74H139ZM216 73H221V77H217V75H216ZM82 75H80V77L83 79L84 77H86V76H91L92 77V75H90V72H88V71H83V73H81ZM106 74V75H105ZM116 74V73H115ZM198 74V75H197ZM107 75H108V77H107ZM139 75V76H138ZM149 75V76H148ZM153 75V76H152ZM200 75V76H199ZM28 76V80H29V76H31V77H33L34 79H36V77L38 78V79H40L41 81H42V83L40 82V80H38V88L39 89H41L42 87L41 86H45V85H47L48 83V87L46 86L45 88H47V92H48V90H49V88L51 87V89L49 90V92H51L50 94H51V96H53V98H55L56 99V93L54 92V89H55V86H53L54 84L52 83L53 82V80H52V76H50V77H46V76H41V75H27ZM27 76L25 75L21 80H20V83H21V85L22 84H24L26 81H28V80H26L27 79ZM86 77V78H84V79H89V78H91V77ZM99 76V75H98ZM126 76H128V77H126ZM136 76L138 77V78H136ZM205 76V77H204ZM41 77V78H40ZM48 78L47 80H46V78ZM135 77V78H134ZM157 77V78H156ZM260 77V78H259ZM1 78V77H0ZM2 78L4 79V76L2 75ZM1 78V80H0V82H2V81H4L3 79ZM24 78H25V80H24ZM32 78V79H33ZM45 78V79H44ZM154 78V79H153ZM205 78H207L206 80H205ZM227 78H232V80H227ZM233 78H235L234 80H233ZM261 78H262V80H261ZM31 79V78H30ZM93 79V81L95 80V76H93L92 78H91V80ZM128 79V80H127ZM130 79V80H129ZM145 79V80H144ZM222 79V80H221ZM43 80H44V82H43ZM125 80H127L126 82H125ZM137 82H136V81ZM139 80H141V82L139 81ZM178 80V81H177ZM243 80L245 81V83L243 82ZM22 81H24V83L22 82ZM97 80H95L94 82H96ZM113 81V82H114ZM129 81V82H128ZM133 81V82H132ZM135 81V82H134ZM150 81H151V83H150ZM155 81L157 82V84L155 83ZM175 81V82H174ZM181 83H180V82ZM102 84H101V83ZM113 82H112V84H113ZM119 82V83H118ZM121 82V83H120ZM123 82V83H122ZM129 84H128V83ZM147 84H146V83ZM154 82V83H153ZM176 82H177V84H176ZM242 82V83H241ZM116 83H117V85L119 86V88L121 87V85H122V87H121V89H118L117 87L118 86H115L116 85ZM141 83V85H139V84ZM209 83V84H208ZM213 85H211V84ZM42 84H44V85H42ZM126 84V85H125ZM146 84V85H145ZM236 84V85H235ZM245 84V85H244ZM20 85V84H19ZM96 85H97V87H96ZM102 85V86H101ZM131 85V84H130ZM134 85H135V87H134ZM144 85V86H143ZM175 86V92H173L174 90H173V86ZM189 85V86H188ZM222 85H223V87H222ZM227 85V86H226ZM239 85H241V86H239ZM93 86H94V89H93ZM146 86V87H145ZM171 86H172V88H171ZM176 86H177V88H176ZM4 87V90L3 91H8L7 89H8V87H6L5 85L3 86ZM107 87V88H106ZM131 87V88H132ZM138 87V88H137ZM149 87H150V89H149ZM179 87V88H178ZM234 87V88H233ZM142 88V89H141ZM223 88V89H222ZM82 90H83V93H85V91H84V89L83 88H81ZM104 90V91H102V90ZM151 89H154V91L155 92H157V94H158V96L157 95H154V96H156V97H154V96H152V97H154V98H152L151 97V95L152 94H154L155 92L152 90L151 91ZM177 89V90H176ZM196 89V90H195ZM198 89V90H197ZM81 90V91H82ZM132 90V89H131ZM150 90V91H149ZM172 90V91H171ZM251 90V91H250ZM100 91H101V93H100ZM106 91V92H105ZM143 91V92H142ZM145 91V92H144ZM180 91V92H179ZM230 91V92H229ZM92 92V91H91ZM132 92V91H131ZM147 92H149V93H147ZM150 92H152V94L150 93ZM154 92V93H153ZM170 92V93H169ZM189 92V93H188ZM216 92V93H215ZM263 92V93H262ZM98 93L99 94H101L102 96H99L98 95ZM112 93V94H111ZM146 93V94H145ZM256 93H257V95H256ZM39 94H41V91L39 92ZM38 94V92H37V94L36 95H34V98H35V96H36V98H35V100L32 98L31 99V101H29L27 104L28 105H30L31 106V104H35L38 100L40 101V102H38V103H40L41 104V102L43 103V101H42V97H40V96H38L39 95ZM86 94V93H85ZM106 94V95H105ZM134 94H136V95H134ZM142 94H145V95H142ZM147 94H149V95H147ZM151 94V95H150ZM156 94V93H155ZM182 94V95H181ZM256 96H255V95ZM259 94H261V96L259 97L258 95ZM56 97H55V96ZM128 95H130V96H128ZM177 95H179V96H177ZM186 95V96H187ZM38 96V97H37ZM85 96L86 95H84V96H82V98L80 99V102H79V99H78V104H79V106H81L82 107V105L83 106H85L86 105V103H83V102H85V101H83V98H84V100H85ZM103 96V98H105ZM142 96H144V97H142ZM259 97V98H255V97ZM106 97V98H107ZM131 97H135V98H138V99H135V98H131ZM140 97V98H139ZM180 99H178V98ZM184 97V96H183ZM109 98H111V97H109ZM118 98H120V96L118 97ZM142 98V99H141ZM147 98L150 100V102L148 101L147 102ZM171 98V99H170ZM185 98V97H184ZM55 99H52V100H55ZM97 99V100H96ZM112 99V98H111ZM133 99V100H132ZM134 99H135V101L138 103V104H136V102L134 103ZM140 99V100H139ZM151 99H152V101L154 102V104L152 105L151 104ZM258 99L260 100V103L258 102ZM33 100H34V102L35 103H33ZM83 102H82V101ZM94 100H96V101H94ZM139 100V101H138ZM252 100H253V102H252ZM261 100H263V101H261ZM180 101V102H179ZM236 101H237V103H239V101L237 100V99H235V100H233L232 102L230 101H228V104L230 103V104H233L234 103V105H233V107L236 105V106H238V104L236 103ZM255 101V102H254ZM70 102H72V101H69V103H68V101L66 102V104H65V107L67 106H69L71 103ZM140 102V103H139ZM164 102V103H163ZM220 102L221 101H218V103L220 104ZM251 102V103H250ZM150 103V104H149ZM160 103V104H159ZM258 104V106L257 105H255V104ZM85 104V105H84ZM101 104V106H99ZM130 104H133V105H130ZM156 104V105H157ZM161 104H162V106L164 107H161ZM164 104V105H163ZM167 104H169V105H167ZM173 104V105H172ZM186 104V105H185ZM209 104V105H208ZM248 102L247 103H245L242 107L243 108H245V107H247L248 105ZM135 105L137 106L136 107V109H135ZM139 105H141V106H139ZM166 105V106H165ZM255 105V106H254ZM139 106V107H138ZM151 106V107H150ZM160 106V107H159ZM169 106V109L167 110V107ZM201 106V107H200ZM198 108H197V112L199 113V114H196L197 115V117L195 118V119H197V118H201L200 119V121H203L204 119H202V116L203 115H208V114H205L204 112H206V113H208V112H216L215 113V115H217V112H219L218 111V108L216 107V106H213V103H207V105L206 104H204V105H200ZM245 106V107H244ZM252 106H254V107H252ZM214 107H216V108H214ZM257 107V108H256ZM138 108H139V110H138ZM148 108H150V110H148ZM156 108H154L153 107V111H156V110H158L159 111V109H156ZM161 108H163V109H165V111L163 110V109H161ZM174 108V107H173ZM175 108H174V110H175ZM100 109V110H99ZM141 109V110H140ZM155 109V110H154ZM246 109V108H245ZM254 109V110H253ZM260 109V110H259ZM262 109V110H261ZM130 110V109H129ZM186 110H187V107H186ZM217 110V111H216ZM128 111V110H127ZM139 111V112H138ZM208 111V112H207ZM101 112V114H103ZM178 112V111H177ZM196 112V113H197ZM201 112V113H200ZM212 112V113H213ZM255 114H254V113ZM142 112H140V115H142L141 114ZM157 113V112H156ZM161 113V114H160ZM168 113V114H167ZM179 113H181L183 116H180V114H179V118L181 117V119L183 118V117H185L186 116V111H185V113H182V110H180V112ZM211 113V114H212ZM213 113V114H214ZM261 113V114H260ZM127 114V116H130V115H128L129 113H126ZM160 114V115H159ZM211 114H209V116H211ZM259 114V115H258ZM140 115L138 116V117H135L134 119H136V121H137V123H139V122H144L143 124H145V122L146 121H142L141 119H140ZM167 115V116H166ZM199 115L201 116V117H199ZM255 115V116H254ZM125 118L127 117L125 114L123 115ZM142 116V117H143ZM161 116V117H160ZM166 116V117H165ZM231 116V115H230ZM229 116V117H230ZM252 116H250V118H252ZM156 117H159V118H156ZM165 117V118H164ZM232 117V116H231ZM131 118V121H133L134 119L132 118V116H130V117H128V119H130ZM170 118V120H173V118L172 117H169ZM172 118V119H171ZM176 118H178V116L176 117ZM259 118V119H258ZM127 119V118H126ZM127 119V120H128ZM158 119V120H157ZM162 119V120H161ZM229 119V118H228ZM138 120H139V122H138ZM141 120V121H140ZM146 120V119H145ZM159 121V122H158ZM199 121V122H200ZM219 121V122H218ZM217 122V124L220 126H224L225 125V127H229V129H232V126H234V125H239V126H241L240 124H239V122L237 121V120H227V117H224V118H219V120H218ZM165 122H167V123H165ZM173 122V121H172ZM171 122V123H172ZM183 122V121H182ZM182 122H181V125L182 126H180V123H178L179 125L178 126H180V127H182L183 128V125L185 124V126L186 125H188L189 123H186L185 121L183 122V124H182ZM224 122V124H222ZM25 122H22V124H23V126L26 124H24ZM132 124L134 123L135 125H136V123H135V120L133 121V122H131ZM159 123H160V125H159ZM196 123V122H195ZM103 125H104V123H102ZM125 124V123H124ZM129 124V123H128ZM141 124V123H140ZM142 124V128H146V129H144V131L142 132V133H140L141 131H139L138 132V130H136V129H134V127H132V126H128V127H130V129H128V127L126 128V129H124L123 127V130H122V128H120V129H115V126H112V128H114L115 130H111L110 131V133H111V135L114 133V131H115V135H117V137H119L118 135H120V138H117L114 134V136L112 135L111 137L113 138V141L110 143V141L112 140L111 138V140H108L109 142L108 143H106V144H108V145H106V147H110L109 148V153H111L112 154V150H114L115 151V149L113 148H111V145L113 144V142H114V138L116 137V142L119 140V142L121 143L123 140V138L126 140H124L123 142H124V145H121V144H123V143H121V144H117L116 142H114V143H116V145L115 146H118V148H119V146L121 147L122 146V148H120V150L121 149H123L124 150V146L126 147V144H129L130 145V143H131V146L130 147H126L127 149H130V150H128L129 151V153L127 154V152H126V154H124L125 155V160L126 161H128L127 160V155H129V154H131L130 152H132V150L133 149H136V147H139L138 149H136L137 151L139 150H142L143 148H145V146H148V144L149 143H151V144H149V145H152L153 144V139L151 138L152 136H151V134L153 135V130H151V128L150 127H148V126H146V124L145 125H143ZM234 124V125H233ZM248 124H250V122H247V126H246V128H245V126H241V133H239L238 135L239 136H235V135H228V136H224L223 138L225 139H223V141L222 142H224L225 141V143H223V145L224 144H228V145H226L228 148H231L232 146L233 147H238V146H240V147H243L244 145H242V144H249L250 145V147L253 149V154H255L256 155V153L255 152H257L258 151V153L259 154H261L260 156H259V158H260V160H261V163H262V165L264 164V152H262L261 151V148H260V146L261 145H259L260 143H262V142H264V133H262V134H260V133H252V132H250V129H249V127H248ZM164 125H165V127H164ZM172 125H173V123H172ZM124 126V125H123ZM126 126V125H125ZM163 126V127H162ZM175 127H176V124L174 125ZM173 126V127H174ZM178 126L176 127V129L178 128ZM184 126V127H185ZM190 126V127H189ZM191 126L192 125H188V126H186L187 127V129H189V130H187V129H185L184 128V130L181 128V130H180V127H179V129H177V130H175L173 127H171V128H173V129H170V131L172 130H174V132H169L171 135H172V133H174L170 138H172L171 140H170V144L171 143H174L175 145H177V148H180L181 147V149L184 147L185 148V146L186 147H189L190 146V148L194 145V148H195V150H193L192 151V153H194L195 154V152L197 153V149H199V145L201 144V148H200V151L202 152V156H199L198 157V155L196 156V158L195 157H192V156H190V154L188 153V154H186L187 156V158H184V159H181L180 161H181V166H183V168L185 167L186 168V174L187 175H192L191 174V169L189 170V168H191V167H194V165H196V170L198 169V167H197V164L199 163V166H201L200 164H203V166L205 167V169H208V167H209V169H211V171L210 170H208L209 172H210V174L212 175H214V170L213 169H215L214 167H216V169L215 170H219V169H221L222 170V168H223V165L225 164V163H223V165H221L220 164V162L221 161H219V159L221 158V156H220V154H223L224 152H222V151H218V152H216L215 153V158H219L217 161H215L214 160V156L212 155V153H211V149H209V148H212L211 146L210 147H206V145H211V144H208V143H210V141H209V139L210 138H212L211 137V133L209 134H207V137L205 138L204 137V140H205V142L203 141H200L199 143H198V141H196V139L198 140L199 138H197V135H198V130H199V128H194V127H192L191 128ZM25 127V126H24ZM148 127V128H147ZM218 127V126H217ZM258 127V126H257ZM26 128V127H25ZM111 128V129H112ZM133 128V129H132ZM163 128H165V129H163ZM220 128V127H219ZM82 129H84V131L83 130H81L80 132H81V134H79V135H82V134H84V132H87L88 133V135H94V136H96V137H99L100 135H98V134H101V135H103V133H98V132H103V130H102V127L100 126V128H95L93 131L94 132H92L91 130H89V128H87L86 129V131H85V128H83L82 127ZM98 131H97V130ZM101 129V130H100ZM169 129V128H168ZM196 129V130H195ZM244 129V130H243ZM258 129H260V127H258ZM127 130V131H126ZM136 130V131H135ZM157 130H156V133H157ZM180 130V131H179ZM185 130H187V131H185ZM89 131V132H88ZM124 131H126V133L125 134H123L122 132H124ZM130 131V132H129ZM167 131V130H166ZM178 131V132H177ZM92 132V133H91ZM95 132H97V134L95 133ZM127 132H129V133H127ZM150 132H151V134H150ZM72 133V132H71ZM124 135V136H122L121 137V135L122 134ZM165 133V132H164ZM180 133V134H179ZM192 135H191V134ZM199 133H200V131H199ZM140 134H142V135H140ZM148 134V135H147ZM158 135H161V134H159V133H157ZM166 135L165 136H167L168 135V132L167 133H165ZM170 134L168 135V136H170ZM181 134H182V136H181ZM187 134H189V135H191V137H194V138H191L189 135H188V137L187 138H185V136H187ZM242 134V135H241ZM125 135H126V137H125ZM140 135V136H139ZM143 135H147L146 137L145 136H143ZM150 135V136H149ZM154 135H155V133H154ZM162 135L164 136V134L162 133ZM175 135V136H174ZM184 135V136H183ZM200 135V134H199ZM198 135V136H199ZM206 135V134H205ZM210 137H209V136ZM73 136H75V135H73ZM182 137V138H181ZM200 138H202L201 137V135L199 136ZM240 137V138H239ZM126 138H128V139H126ZM192 139V140H190V139ZM71 139V140H70ZM118 139V140H117ZM181 139H183V140H181ZM187 139V140H186ZM207 139H208V141L209 142H206L207 141ZM104 140H105V138H104ZM173 140H175L176 141V143H175V141L173 142ZM185 140V141H184ZM188 140H189V142L190 143H188ZM201 140H203V139H201ZM211 140V139H210ZM53 141L54 142H56L54 139H53ZM69 141H70V143L71 142H73V139L70 137L69 138ZM53 142V143H54ZM107 142V141H106ZM184 142L186 143V144H184ZM207 143V144H206ZM110 144V145H109ZM135 144V145H134ZM137 144V145H136ZM168 145H169V142L167 143ZM188 144V145H187ZM206 144V145H205ZM230 144H231V146H230ZM134 147H133V146ZM142 145V146H141ZM144 145V146H143ZM202 145H204V147L203 148H208V149H206V150H203V148H202ZM259 145V146H258ZM92 146H95V144H93ZM199 146V147H198ZM225 146V145H224ZM230 146V147H229ZM105 147V148H106ZM140 147H143V148H140ZM240 147H238V148H240ZM183 148V149H184ZM193 148V149H194ZM255 148H257V149H255ZM258 148H260V149H258ZM110 149H111V151L112 152H110ZM126 149V150H127ZM203 151H202V150ZM231 149H233V148H231ZM235 149V148H234ZM233 149V150H234ZM119 150V151H120ZM122 150V151H123ZM158 150L160 151V147L159 146H155L154 147V152H158ZM178 150H180V149H178ZM208 150V151H207ZM232 150V151H233ZM236 151H238L239 152V150L236 148L235 149ZM257 150V151H256ZM117 151V150H116ZM115 151V152H116ZM205 151V152H204ZM207 151V152H206ZM236 151H234L235 153H236ZM163 152V154H165L166 155V151H162ZM204 152V153H203ZM56 153V152H55ZM54 153V154H55ZM120 153H122L121 151H120ZM123 153H125L124 151H123ZM53 154V155H54ZM76 154H77V152L75 153V152H73V153H71V154H69V160H78L79 162H83L82 164H87V166H89L90 165V158L89 157H76ZM100 154V153H99ZM115 154V153H114ZM163 154H161L160 155V157H159V160L157 161V164H161L162 162L164 163V160L163 159H165L166 158V156H164ZM237 154V153H236ZM178 155V154H177ZM225 155V154H224ZM54 156H57V153L54 155ZM111 156H115V155H111ZM110 156V157H111ZM217 156H219V157H217ZM109 157V158H110ZM123 157V156H122ZM129 157V156H128ZM162 157H164V158H162ZM173 157H174V155H173ZM175 157H176V155H175ZM189 157V158H188ZM201 157V158H200ZM206 157V158H205ZM223 157V156H222ZM74 158H76V159H74ZM78 158V159H77ZM88 158V159H87ZM197 158H199V159H197ZM208 158V159H207ZM85 159V160H84ZM105 159L106 158H103L102 157V160L103 161H105ZM124 159V158H123ZM129 159V158H128ZM189 159V160H188ZM191 159V160H190ZM200 159H203V160H200ZM18 160H20V159H18ZM67 160H68V158H67ZM82 160V161H81ZM86 160H88V161H86ZM198 160H200V161H198ZM208 160V161H207ZM126 161H124V162H126ZM195 161V162H194ZM215 162V164H213L214 165V167L213 166H211L212 164H211V162ZM225 160H223V162H224ZM15 162L16 161H14V160H12V161H10V163H9V167H10V171H12L13 170V166H14V164H15ZM87 162V163H86ZM159 162V163H158ZM89 163V164H88ZM222 163V162H221ZM227 163H229V161L228 162H226V164ZM230 163H232L231 165H230ZM230 163H229V165H230V167H233V169H231V170H234L235 169V171H227V173L229 172V177H230V179L229 180H233V182H234V180L236 179H234L233 177H232V175L234 176L235 174H237L238 173V171L239 172H241L240 170H238L237 169V167H236V164L235 163H233V162H231L230 161ZM29 164V163H28ZM27 164V165H28ZM210 164V165H209ZM3 165V160L0 158V167ZM27 165H25L24 167H26ZM207 167H206V166ZM217 165H218V167H219V165L220 166H222L221 168L219 167H217ZM28 166H30V164L28 165ZM24 167H22V170H23V168ZM57 167V166H56ZM55 167V168H56ZM212 167H213V169H212ZM225 167V166H224ZM229 167V166H228ZM31 168H33V167H26V168H24V170L23 171H25V173H29V174H31L32 173V175L33 176H37V175H39V174H44V170H41V169H38V168H36V170H34V169H31ZM182 168V167H181ZM200 168V167H199ZM203 168V167H202ZM218 168V169H217ZM263 168H264V165H263ZM122 169V168H121ZM229 169V168H228ZM26 170H27V172H26ZM123 170V169H122ZM157 170V169H156ZM164 170V169H163ZM22 171V172H23ZM51 171H54V170H49V176H47V181L45 180V181H42V182H44L43 184H46V187L49 189H47L49 192H52L51 193V195H52V198H51V196H49L50 195V193H48V191L47 192H45V194L44 193H41V192H43V190H44V186L45 185H43L42 184V182L40 183H38V184H36V185H34L33 187H30V188H26V189H24L25 190V192H23L24 190H22V192L24 193L23 194V196H22V192H20V195L18 194L19 193V191H17L18 189L16 188V187H10V184H9V182L8 181H5L4 182V186H6V188L8 189L9 187V190H8V192L11 190L12 192L10 193L9 192V197L8 196H6V197H4V201L3 202H5V201H7V200H9V203H12L14 200L16 201V202H18V200L21 202L20 204H22V205H26L27 207H28V205H29V207L27 208V209H30L29 211V214H22V215H20V217L19 218H21V216H25L23 219L21 218V220H20V222L24 225V221H25V226H20L19 227V224H20V222H19V224L16 226V225H14L13 227H11V229H10V232L11 233H9L8 231H7V235H6V237H8V235L10 236L9 237V242L10 241H12V242H15V243H21V244H19L20 245V247H23L22 249L20 248V247H16V249L17 250H15V251H19L20 249V251L18 252V253H16V258H17V261L14 259V250H8V252L6 251L4 254L0 251V264H42V263H40L41 262V260H42V262H43V264H57V261H60L62 258V264H75V263H77V264H80L81 262H82V264H92L93 262H94V264H96L97 262H99L100 261V259H98L97 260V252L96 251H93V249H95V245H94V240L92 241V239L93 238H95L94 237V232L91 230V232L89 231V230H87V228H85V224H84V222H82L81 220H79L78 218H75V216H74V213L69 209L68 210V207H66L67 205H69V207H70V205L71 204H73V205H77V204H81L80 205V209H84L85 207V210H83L85 213V215L87 214L86 213V210H87V212H89L85 217H90V218H92V217H95V214H94V211H92V209H91V207L90 206H88V205H90V203L88 204L87 203V197L83 194L84 193V189L86 188V186H87V188L88 189H90L91 188V186H89L88 185V183H87V178L85 177V175L83 176H80V177H74V178H72V179H70L67 183H65V185H64V187H66L65 189H63V192H66L69 196H72L73 194H74V196H73V198L75 199H73L72 198V200H74V203H72L71 202V204L70 203H65L66 202V200L65 199H63V197L65 198V196L62 194H59V192H57V187H56V185H52V184H49L50 182H52V180H50L51 178H49V177H51ZM207 171V170H206ZM243 171V170H242ZM43 172V173H42ZM160 172L161 173H163L164 171H162V169L160 170ZM160 172H157V173H160ZM212 172H214V173H212ZM218 172H219V174H220V177L222 176L221 175V173H220V170L219 171H217L216 172V174H218ZM244 172V171H243ZM155 173H156V171H155ZM53 174V173H52ZM205 174V173H204ZM207 174H208V172H207ZM207 174H205L204 176H203V174H202V177L201 176H198V177H196V178H194V179H192L190 182H189V184H188V186H187V189L188 190H190V192H195V184L197 185V184H199V186H200V184L202 185V184H204V186H206V184L207 183H209V179L210 178H206V177H211V176H207ZM218 174V175H219ZM209 175V174H208ZM224 175H227V177H228V174H224ZM138 176V178H139V175H136L135 177H137ZM263 176H264V173L263 174H261V175H259L257 178H252V183H251V185H252V190L250 191V193H249V197H247V204L246 205H248V207H249V210L252 212V214L254 215V217L256 218V217H258L259 216V213H260V207H261V205H262V201L261 202H259L258 204H256L255 206L254 205H251V201L254 199V196H255V194L257 193L254 189H259L260 187H262V184H264V179H263ZM81 177L83 178V179H85L86 178V180H81ZM134 177V180L136 179ZM201 177V178H200ZM215 177V176H214ZM214 177H211V179L213 178L214 179ZM232 177V178H231ZM235 177H237V176H235ZM77 178H78V180H79V178H80V180L81 181H86L85 183H87V184H85L84 182H81L82 183V188H81V186H79L80 187V189H79V187L77 186V185H79L80 184V180H79V183H77ZM138 178L136 179L137 181H138ZM203 178V179H202ZM221 178H223V177H221ZM224 178H226V176H224ZM75 179L77 180V181H75ZM241 180H239V178H237L236 180H238L237 182H236V180H235V182H234V185H237L238 184V182H242V177L240 178ZM74 180V181H73ZM135 180V181H136ZM204 180L206 181V182H204ZM228 180V182L231 184L232 182H230ZM211 181V180H210ZM46 182V183H45ZM74 184H73V183ZM77 183V185H76V183ZM68 183L70 184V185H72V186H74V187H72V190H71V186H67L68 185ZM236 183V184H235ZM85 184V185H84ZM192 184V185H191ZM233 184V183H232ZM77 186V187H76ZM36 187H37V189H36ZM52 187V188H51ZM68 187L70 188V189H68ZM190 189H189V188ZM73 188H74V190H73ZM36 189V190H35ZM39 189V190H38ZM40 189H42V190H40ZM77 189V190H76ZM78 189H79V191H78ZM37 190L39 191V192H37ZM171 190H172V188H171ZM37 192V194H38V196H37V194H36V192ZM44 191H46V190H44ZM54 191V192H53ZM74 191H75V193H74ZM78 192V195H79V197H78V195L76 196L75 194H77V192ZM175 192V195H178L179 193H180V191H178V190H176V191H174ZM190 192H188V194H192V193H190ZM193 192V193H194ZM46 193H48L47 195H46ZM196 193V192H195ZM194 193V195H193V197H195L196 196V194ZM40 194V195H39ZM84 195L85 197V199H80V197H82L81 195ZM43 195V196H42ZM47 197H49V198H51V200L49 199V198H46V196ZM61 195V196H60ZM214 195V196H213ZM212 196H210L208 199H210V201H208V202H210V203H212L213 204V206H215L216 207V205L217 206H219L222 202H223V197H224V195H223V193H214ZM20 196H22V197H20ZM41 196V197H40ZM44 196H45V199H44ZM36 197H38V199H39V197H40V199H43L42 200V204H43V201L44 200H50V201H44V204L45 205H48V203L50 202V204H49V208H51L50 210L48 209V214H49V216H50V221H47L45 218H46V216H48V214H46V216H45V214H42V218H39L40 216H39V212L41 211L40 209H39V204L37 205V208H36V203H38V202H41V200H37V199H35V205H34V202H32L31 200H33L34 198H36ZM76 197V198H75ZM6 198V199H5ZM11 200H10V199ZM20 198V199H19ZM83 198V197H82ZM90 198V197H89ZM18 199V200H17ZM24 199V200H23ZM28 199H30V202L28 201ZM53 199V200H52ZM77 199V200H76ZM78 199H80V200H86L84 203H80V202H82V201H78ZM21 200H23V201H21ZM25 200H27L26 202H25ZM14 201V202H15ZM34 201V200H33ZM76 201H77V203H76ZM28 202L31 204H33V205H30V204H28ZM6 203V202H5ZM8 203V202H7ZM6 203V204H7ZM25 203V204H24ZM27 203V204H26ZM220 203V204H219ZM41 204V203H40ZM64 204V205H63ZM67 204V205H66ZM87 206H86V205ZM219 204V205H218ZM52 205H54V206H52ZM57 205V206H56ZM31 206V207H30ZM33 206H35V208L33 207ZM51 206V207H50ZM33 207V209H34V211H32L33 209H31ZM54 207V208H53ZM57 207V208H56ZM65 207V208H64ZM72 207H74V206H72ZM83 207V208H82ZM90 207V211L87 209V208H89ZM243 208H245V205H243L242 206ZM66 208H67V210H66ZM71 208V207H70ZM36 209H38L37 211H35ZM53 209H55V211L53 210ZM56 209H60V211L61 212H63L62 213V215H60L61 213H60V211H59V215H58V211L56 210ZM79 208L78 209H76V210H80ZM53 212H52V211ZM183 210V209H182ZM67 211V212H66ZM69 211H71L72 212V214H71V212H69ZM36 212V213H35ZM42 212V211H41ZM54 212H56L55 214H54ZM65 212V213H64ZM79 211H77V213H78ZM90 212H91V214H90ZM28 213V212H27ZM32 213H34V215L32 214ZM39 213V214H38ZM53 213V214H52ZM69 213H70V215H69ZM35 214H37L39 217H37V215H35ZM40 214V215H41ZM29 215H31V217H30V219L28 218L29 217ZM51 215H54V217L53 216H51ZM94 215V216H93ZM3 216V211L2 210H0V218ZM36 216V218H34ZM44 216H45V218H44ZM71 218H70V217ZM61 217H62V219H61ZM87 217V218H88ZM19 218L17 219V220H19ZM39 218V219H38ZM53 218L56 220V225L54 224V226H51V225H53V222L54 221H52L53 220ZM70 218V219H69ZM37 220L36 222H35V220ZM60 219H61V221H60ZM64 219V220H63ZM67 221H66V220ZM74 220L75 219V222H73L72 220ZM82 219V218H81ZM24 220V221H23ZM30 220V221H29ZM34 222H33V221ZM42 220H44V221H42ZM78 220V221H77ZM32 221V222H31ZM47 221V222H46ZM51 221H52V223H51ZM72 221V222H71ZM80 221V222H79ZM18 222V221H17ZM41 222H44V225L45 226H42V224L43 223H41ZM59 222L61 223L60 225V227L62 228V229H64V231H65V233L63 232V234H64V237H67L68 236V234L67 233H69L71 236H69L68 238L71 240L70 242L71 243H73L76 247H78V248H75L74 250H73V252L72 251H67L68 250V246H65V248H64V250L61 248L62 246H64L63 244H62V242H58V241H56V239L58 238L57 236V238L55 237V235H58L59 236V231H60V227H59ZM79 222V223H78ZM38 223V224H37ZM40 223V224H39ZM50 223V224H49ZM65 223V224H64ZM82 223V224H81ZM210 223V222H209ZM46 224H47V229L49 228V226H48V224L50 225V227H51V229L49 230H47L45 227H46ZM64 224V225H63ZM79 224H81V225H79ZM21 225V224H20ZM39 225V226H38ZM69 225H70V227H69ZM39 228H38V227ZM65 226V227H64ZM68 226V227H67ZM74 226V227H73ZM21 228V227H23V229H24V227L26 228V230H25V232H27V230H31L32 229V231H28L27 233H25L24 231H23V229L21 228V230L23 231H20V229L19 228ZM36 227H37V229H36ZM41 227H43V229L41 228ZM84 227V228H83ZM218 227H219V225L217 224V226L215 227V229H213V231L214 232H217V240H220V237L222 236V233H220V232H218ZM34 228V229H33ZM42 230H44L45 231V233L47 234H45L44 233V231H42ZM46 230H45V229ZM52 228H53V230H52ZM58 228V229H57ZM60 228V229H59ZM242 228H244V227H242V226H238L237 227V230H239V237H237V238H233V241H232V243H231V247H232V249H233V251H235L236 250V248H237V246L240 244V243H243V245H244V250H243V253H242V248L239 250V252L238 253H235L234 254V252H231L230 251V248L228 249V251L225 253L224 251H223V248H220V249H218L217 250V254L215 255V257H214V259L212 260V261H208L207 262V260H206V262L204 263V264H264V226H260V227H256L255 226V224L254 225H252L251 227H250V232H252V235H253V237L255 238V240L253 241V243H247V234L242 230ZM71 229L73 230V231H75V232H71ZM87 231H86V230ZM124 229H125V231H124ZM5 230V229H4ZM55 230V231H54ZM68 230V231H67ZM47 231H48V233H50L49 235H48V233H47ZM50 231V232H49ZM54 231V232H53ZM56 231H58L57 233L58 234H56L55 232ZM123 231L124 232H126L127 234V237H129V239H130V233H128L129 232V229H128V227L127 226H125L124 228H123ZM67 232V233H66ZM44 233V234H43ZM55 233V234H54ZM74 233V234H73ZM92 233H93V236H91V237H89L90 235H92ZM51 234H54L53 236L51 235ZM72 234L75 236H72ZM76 234V235H75ZM5 235L3 234V240H8V238H4L5 237ZM45 235V237H43ZM65 235H67V236H65ZM78 235V236H77ZM48 237V240H47V237ZM51 236H52V238L56 241V243L58 242V244H60V245H58V244H56L55 245V247H57L58 248V250H57V248H55V247H53L54 246V244H55V241H53L52 240V238H51ZM10 238H14V239H11L10 240ZM89 238L91 239V240H89ZM45 239H46V242H45ZM49 239H51V240H49ZM74 239V240H73ZM231 239V238H230ZM16 240H17V242H16ZM23 240V241H22ZM132 239H130V241H129V244H131L132 243V241H131ZM19 241V242H18ZM20 241H22V242H20ZM26 241V242H25ZM48 241H50V243L48 242ZM54 242V243H52L53 244V246H52V244H51V242ZM72 241H74V242H72ZM75 241H77L76 242V244H75ZM229 239H223V243H224V245H226V244H229ZM131 242V243H130ZM49 243V244H48ZM78 243V244H77ZM133 244V243H132ZM51 245V246H50ZM157 245V243H154V247ZM49 246L52 248V250H54V251H58L59 253H60V255H62L63 253H64V251H67V252H65V256H62L61 258L59 257V256H57L58 255V252L56 251V255H54V251L52 252V250H50L49 251ZM67 247V248H66ZM94 247V248H93ZM168 247V246H167ZM170 248L172 247V246H169ZM174 247V250H176V248L178 249V247H175V246H173ZM173 247H172V251H174L173 250ZM20 248V249H19ZM50 248V249H51ZM79 248H80V250H79ZM166 248V247H165ZM164 248V249H165ZM169 248V249H170ZM19 249V250H18ZM56 249V250H55ZM62 249V250H61ZM65 249H67V250H65ZM168 249V250H169ZM49 251L48 253H47V251ZM171 250V249H170ZM32 251V252H31ZM44 251H45V253H44ZM60 251H62V252H60ZM76 251H78L79 252V254H78V252H76ZM163 251H165V250H163ZM245 251H247L248 252V254H246L245 253ZM69 252V253H68ZM70 252H72V253H76V254H73L74 256H76L77 255V257L75 258L74 256H71V254H70ZM82 252V253H81ZM92 252V253H91ZM94 252H96L95 254H94ZM156 252V251H155ZM51 253V254H50ZM62 253V254H61ZM139 253H141V252H139ZM163 252L161 251L160 252V254H158V253H156L157 255V257L159 258L158 260H160V259H162V261L164 260L165 261V257L167 258V256H165L166 255V253L167 252H164L163 254H162ZM44 254V255H43ZM68 254V255H67ZM92 254V255H91ZM95 255V257H93L94 259H89V258H92L91 256H94ZM49 255V256H48ZM64 255V254H63ZM172 255V254H171ZM44 256V257H43ZM187 255H184L182 258V261L181 262H183L182 264H193V262L195 263V264H198V260L197 259H192L193 257H189V256H187ZM52 257V258H51ZM53 257H56L57 259L56 260H54L53 259ZM58 257L60 258V260L58 259ZM67 257V258H66ZM70 257V258H69ZM71 257H72V259H71ZM171 256H169V258H170ZM184 257H186V258H184ZM44 258V259H43ZM46 258V259H45ZM75 258V259H74ZM172 259H174V256L173 257H171ZM96 259V260H95ZM172 259H171V261H172ZM157 260V261H158ZM97 261V262H96ZM45 262V263H44ZM64 262V263H63ZM96 262V263H95ZM160 261H158V263H159ZM60 264V263H59Z\"/></svg>",
  "mask_w": 264,
  "mask_h": 264
}]
</instances>
